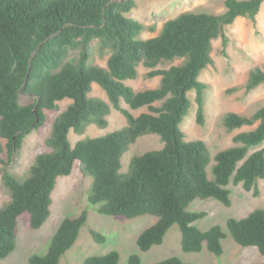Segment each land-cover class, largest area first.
<instances>
[{"label": "trees", "instance_id": "obj_1", "mask_svg": "<svg viewBox=\"0 0 264 264\" xmlns=\"http://www.w3.org/2000/svg\"><path fill=\"white\" fill-rule=\"evenodd\" d=\"M263 3L225 0L226 11L221 15L185 12L168 20L159 35L143 40L144 25L127 16L136 7L134 0H0V138L6 141L9 162L22 150L25 138L45 125L46 111H58L59 102L72 101L52 124L47 139L51 152L36 157L26 179L20 180L7 167L2 169L10 201L0 208V260L16 249L18 220L23 214L30 215L32 230L41 229L49 220L58 179L71 176L77 161L84 175L93 178L89 204L99 214L157 218L137 238L140 253L161 246L177 225L184 253L206 248L222 256L227 238L222 226L201 230L195 223L207 214L188 208L198 199H214L230 207V184H241L259 196L258 182L264 180V107L251 116L233 112L224 116L229 132L254 129L235 135L234 146L215 155L211 175L206 144L186 141L181 125L192 107V91L197 124L205 125L209 85L200 77L214 63L213 42L222 38L225 54L226 27L238 18L256 26ZM95 41L110 54L107 68L89 64ZM74 51L76 59L70 57ZM178 59L182 60L179 65L157 69ZM141 64L151 70L148 78L161 77L158 87L136 91L125 84L138 78ZM93 84L107 93L108 101L90 96ZM261 85L264 67H255L243 89L250 93ZM22 95L32 102L22 104ZM122 102L131 110L146 107L148 112L134 116ZM112 108L127 119L125 129L72 146V131L82 135L92 124L107 128ZM148 134L158 135L164 147L133 157L130 171L123 173L122 159L129 146ZM3 150L0 142V155ZM87 221L86 211L65 218L48 252L33 255L29 263L60 264ZM226 229L238 245L254 247L264 257V208L242 219H228ZM90 233L96 243H105L102 234ZM120 258L118 251H111L89 257L83 264H119ZM128 264H142L141 256L130 255ZM153 264L190 263L173 256Z\"/></svg>", "mask_w": 264, "mask_h": 264}, {"label": "rangeland", "instance_id": "obj_2", "mask_svg": "<svg viewBox=\"0 0 264 264\" xmlns=\"http://www.w3.org/2000/svg\"><path fill=\"white\" fill-rule=\"evenodd\" d=\"M135 9L127 16L138 20L144 25L140 39L146 40L156 37L162 31L165 23L182 13H207L221 15L225 13V0H134ZM227 39L226 53L223 54V39L213 42V65L203 72L200 80L209 85L205 93V125L200 126L196 121V93H189L192 107L185 117L181 127L186 135V141H203L211 155V167L214 165L215 155L234 146L233 138L241 132L253 130L254 127H243L232 132L227 131L223 125V118L227 113L233 112L243 116H251L258 109L264 107V85L250 93H245L243 86L247 82L249 73L255 67H264V3L257 17L256 26L246 18H238L232 26L225 29ZM107 51H102L100 42L95 41L92 47L90 65L107 68L109 57ZM71 58H78V52L71 53ZM182 60L166 63L157 69H168L179 65ZM150 69L138 67V78L127 80L126 85L136 91L154 89L159 86V77L148 78ZM234 91V89H236ZM91 97L108 101L107 93L94 84ZM32 99L22 95L21 103L29 104ZM71 103L70 99L59 102L58 111H46L45 125L32 132L25 138L22 150L9 162L6 141L0 138L3 154L0 155V208L10 201V196L2 184V169L7 167L20 180L26 179L30 167L38 155L51 152L47 139L52 131L55 118ZM160 105V103L156 104ZM134 116L148 112L146 107L131 110L122 102ZM107 128L90 125L84 134L70 133V142L75 146L79 141L89 138H100L113 132L125 129L127 119L117 110H111L108 117ZM164 147L161 138L156 134H148L129 146L122 159L123 173L130 171V162L133 157L151 151H158ZM260 148V147H259ZM256 148L254 150H257ZM4 163V164H3ZM6 164V165H5ZM93 178L84 175L80 162H76L71 177H60L53 192L51 216L39 230L30 227V215L23 214L18 220L17 245L15 251L7 258L0 260V264H30L33 255H44L48 252L51 240L60 223L67 217L74 218L86 211L88 221L81 230L76 244L62 257L60 264H83L93 256H103L111 251L120 253V263L128 264L132 254H139L142 264H153L169 257L176 256L190 264H254L264 261V257L254 247L244 248L238 245L226 229L228 219H242L251 212L264 208V180L258 182L260 194L254 196L253 192L246 191L243 186L230 184L232 204L227 207L214 199L196 200L188 208L191 212H205L204 219L195 225L201 230H208L212 226L220 225L227 234L223 241L224 253L216 256L206 248L200 253H184L181 249V232L177 225L173 226L161 246H155L147 253H140L137 246L138 236L148 227L157 222L153 216H143L135 219L125 217H111L98 213L97 209L89 204V195ZM91 230L102 234L106 241L96 243Z\"/></svg>", "mask_w": 264, "mask_h": 264}, {"label": "crops", "instance_id": "obj_3", "mask_svg": "<svg viewBox=\"0 0 264 264\" xmlns=\"http://www.w3.org/2000/svg\"><path fill=\"white\" fill-rule=\"evenodd\" d=\"M160 81H161V77L159 76V84H160ZM94 85V84H93ZM105 100V99H104ZM106 101V100H105ZM71 103H72V101H71ZM70 103V104H71ZM142 109V108H141ZM144 113V112H143ZM73 174V173H72ZM72 176V175H71ZM71 176H68V177H71ZM58 183V182H57Z\"/></svg>", "mask_w": 264, "mask_h": 264}]
</instances>
